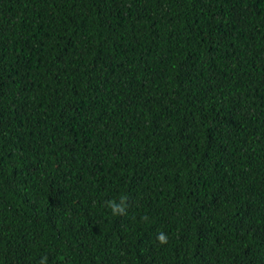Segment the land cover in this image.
Instances as JSON below:
<instances>
[{
    "label": "trees",
    "instance_id": "16d2710c",
    "mask_svg": "<svg viewBox=\"0 0 264 264\" xmlns=\"http://www.w3.org/2000/svg\"><path fill=\"white\" fill-rule=\"evenodd\" d=\"M44 257L264 264V0H0V264Z\"/></svg>",
    "mask_w": 264,
    "mask_h": 264
},
{
    "label": "clouds",
    "instance_id": "9594fccd",
    "mask_svg": "<svg viewBox=\"0 0 264 264\" xmlns=\"http://www.w3.org/2000/svg\"><path fill=\"white\" fill-rule=\"evenodd\" d=\"M127 201H128V197L127 195H122L119 198V202H117L116 200H108L106 201V207L110 209L112 215L114 216H120V215H127ZM142 220H148V216L145 215L143 217H141ZM157 241L159 242V244L161 245H165L168 243V235L161 231L157 234L156 237ZM47 261V257H44L41 261L40 264H46Z\"/></svg>",
    "mask_w": 264,
    "mask_h": 264
}]
</instances>
